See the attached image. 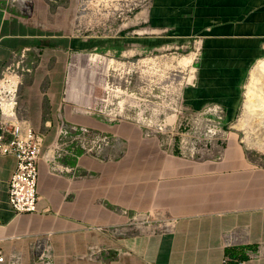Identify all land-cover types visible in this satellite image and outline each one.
Returning <instances> with one entry per match:
<instances>
[{"label":"crops","instance_id":"obj_1","mask_svg":"<svg viewBox=\"0 0 264 264\" xmlns=\"http://www.w3.org/2000/svg\"><path fill=\"white\" fill-rule=\"evenodd\" d=\"M27 4L0 0V72L21 53L31 65L20 79L17 110L42 134L43 156L36 211L14 215L8 181L15 160L0 155V249L6 259L44 264L39 255L47 247L50 264H222L226 254L264 264V167L233 145L220 162L191 161L164 151L131 120L101 119L104 103L84 82L94 61L73 56L116 54L120 42L69 36L76 0ZM129 39L136 53L187 49L194 76L181 90L184 109L201 113L219 105L230 124L252 67L264 57V0H150ZM62 124L116 141L97 157L66 154L53 169L48 152ZM154 205L178 216L171 230H126L128 213Z\"/></svg>","mask_w":264,"mask_h":264},{"label":"rangeland","instance_id":"obj_2","mask_svg":"<svg viewBox=\"0 0 264 264\" xmlns=\"http://www.w3.org/2000/svg\"><path fill=\"white\" fill-rule=\"evenodd\" d=\"M149 1L76 0L69 36L120 42L116 54L73 56L74 61L85 57L94 61L95 67L89 68L90 83L87 79L84 82L86 87L93 85V95H99L104 103L100 118L131 120L145 135L156 137L164 151L191 161L220 162L233 145L255 166L264 167V57L250 71L235 121L228 124L212 114L188 112L181 101V90L192 77V54L182 47L152 53L130 49L129 38L141 28ZM84 4L87 6L82 13ZM81 69L77 72L87 77L88 70ZM127 215L131 218L126 226L129 232L164 231L178 218L168 208L157 205L150 211Z\"/></svg>","mask_w":264,"mask_h":264},{"label":"built area","instance_id":"obj_3","mask_svg":"<svg viewBox=\"0 0 264 264\" xmlns=\"http://www.w3.org/2000/svg\"><path fill=\"white\" fill-rule=\"evenodd\" d=\"M4 1L7 5L25 7L26 2L30 0ZM45 2L54 5L57 0H45ZM14 57L0 72V155L12 156L15 160V167L8 181V205L14 215H20L36 211L37 163L43 156V136L33 131L26 119L18 114L20 79L25 73L30 72L31 65L25 64L23 53L18 57L14 55ZM191 75L187 84H193L194 69L192 66ZM202 113L215 115L218 120H222L224 111L219 105L213 104L206 107ZM115 141V137L90 130L87 127L59 125L51 145L50 153L54 159L50 161L51 168L55 169L57 159L66 154L75 155L78 150L92 157L100 156L103 149ZM173 224L174 222L166 230L160 232L171 230ZM254 256L252 253L248 254L249 258ZM39 258L44 264L51 263L47 247H42ZM245 263V260L231 257L228 254L222 259V264ZM0 264H19V259L12 258L8 261L0 249Z\"/></svg>","mask_w":264,"mask_h":264},{"label":"bare ground","instance_id":"obj_4","mask_svg":"<svg viewBox=\"0 0 264 264\" xmlns=\"http://www.w3.org/2000/svg\"><path fill=\"white\" fill-rule=\"evenodd\" d=\"M86 6H87V4H84V6H83V8H82V13H84V10H85V7H86ZM98 57H100V56H98ZM103 59H105V58H103ZM261 64L264 65V61H262ZM251 103H252V102H251Z\"/></svg>","mask_w":264,"mask_h":264},{"label":"water","instance_id":"obj_5","mask_svg":"<svg viewBox=\"0 0 264 264\" xmlns=\"http://www.w3.org/2000/svg\"><path fill=\"white\" fill-rule=\"evenodd\" d=\"M49 153H50V152H49ZM49 153H48V156L50 155Z\"/></svg>","mask_w":264,"mask_h":264}]
</instances>
